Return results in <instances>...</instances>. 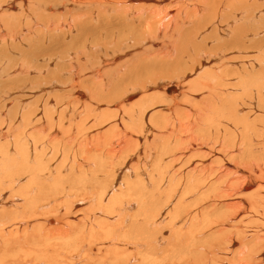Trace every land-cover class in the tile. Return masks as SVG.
<instances>
[{
  "label": "bare ground",
  "instance_id": "1",
  "mask_svg": "<svg viewBox=\"0 0 264 264\" xmlns=\"http://www.w3.org/2000/svg\"><path fill=\"white\" fill-rule=\"evenodd\" d=\"M70 1L0 0V264H264V0Z\"/></svg>",
  "mask_w": 264,
  "mask_h": 264
},
{
  "label": "rangeland",
  "instance_id": "2",
  "mask_svg": "<svg viewBox=\"0 0 264 264\" xmlns=\"http://www.w3.org/2000/svg\"><path fill=\"white\" fill-rule=\"evenodd\" d=\"M68 1H70V0H68ZM71 2V1H70ZM15 9L17 10V6H15ZM8 10H10V9H8ZM8 10L6 11V14L5 15H7V17H5L6 19H7V21H9V19H11L10 17V15L8 14ZM12 11H14V10H12ZM21 12H18V14H17V17L19 18V16H21V14H20ZM110 13H114V12H110ZM21 18V17H20ZM6 19H5V21H6ZM6 21V22H7ZM263 26H264V22H263ZM105 38L102 40L103 41V43L105 42ZM103 46V44L101 45V47ZM121 52H122V49L120 50V51H117V50H115L114 51V49H112L111 50V52H109L110 54H108L106 57H110V58H113V57H115V56H118V55H120L121 54ZM103 56V55H102ZM106 57H104L103 56V61H105V60H107L106 59ZM109 58V59H110ZM67 75H69V74H67ZM78 76V75H77ZM162 81H171V82H175V81H177V82H179L180 84L181 83H183V81H182V78L181 77H177V78H172V79H165V80H162ZM253 94H254V92H253ZM79 97V96H78ZM250 97V99H251V101H253V100H255L256 98L254 97V96H249ZM252 97V98H251ZM254 97V98H253ZM257 97V96H256ZM80 98V97H79ZM170 99V98H169ZM244 99V102L246 103V97H244L243 98ZM241 100V99H240ZM238 100L236 103H235V109H236V106L238 105V106H240V104L239 103H243V101L241 100ZM172 101V100H171ZM246 105V104H245ZM237 106V107H238ZM260 153V155H261V153L262 152H259ZM258 161H260V159H258ZM261 165L263 166V162H261ZM47 219H51V218H47ZM247 228V227H246Z\"/></svg>",
  "mask_w": 264,
  "mask_h": 264
}]
</instances>
